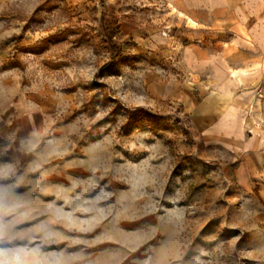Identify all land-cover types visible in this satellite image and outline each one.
I'll list each match as a JSON object with an SVG mask.
<instances>
[{
    "label": "rangeland",
    "instance_id": "obj_1",
    "mask_svg": "<svg viewBox=\"0 0 264 264\" xmlns=\"http://www.w3.org/2000/svg\"><path fill=\"white\" fill-rule=\"evenodd\" d=\"M169 11L0 0V264H264L238 157L185 110L205 72Z\"/></svg>",
    "mask_w": 264,
    "mask_h": 264
},
{
    "label": "crops",
    "instance_id": "obj_2",
    "mask_svg": "<svg viewBox=\"0 0 264 264\" xmlns=\"http://www.w3.org/2000/svg\"><path fill=\"white\" fill-rule=\"evenodd\" d=\"M166 1L170 39L189 40L205 72L185 110L206 147L238 157L236 181L264 216V0Z\"/></svg>",
    "mask_w": 264,
    "mask_h": 264
},
{
    "label": "bare ground",
    "instance_id": "obj_3",
    "mask_svg": "<svg viewBox=\"0 0 264 264\" xmlns=\"http://www.w3.org/2000/svg\"><path fill=\"white\" fill-rule=\"evenodd\" d=\"M33 208H35V207H33ZM33 208L31 209V210H33ZM26 209H28V208H26ZM36 209V208H35ZM31 210H27V211H29V213H30V211ZM5 212V211H4ZM4 212H2V217L4 216ZM42 210H34V211H31V213L30 214H28V217H26L27 219H28V223L30 224V220H36V218L38 217V216H42L43 214H42ZM25 218V219H26ZM26 219V220H27ZM24 222H26V221H24ZM23 224V223H22ZM26 224V223H25ZM50 225V224H49ZM52 226H55L54 224H51ZM26 235V234H25ZM24 237V235H19V236H17L16 237V239L14 240V243L16 242V241H18V240H20L21 238H23ZM28 237V236H27ZM13 239H14V237H13ZM24 239H26V238H24ZM23 239V240H24ZM1 240V239H0ZM12 241V240H11ZM21 241V240H20ZM2 242V241H1ZM12 243H13V241H12ZM16 244V243H15ZM7 257V256H6Z\"/></svg>",
    "mask_w": 264,
    "mask_h": 264
},
{
    "label": "trees",
    "instance_id": "obj_4",
    "mask_svg": "<svg viewBox=\"0 0 264 264\" xmlns=\"http://www.w3.org/2000/svg\"><path fill=\"white\" fill-rule=\"evenodd\" d=\"M109 39H110V38H109ZM110 42H111V39H110ZM114 49H115V47L112 46V47H111V50L114 51ZM115 52H116V54H118V51H117V50H115Z\"/></svg>",
    "mask_w": 264,
    "mask_h": 264
}]
</instances>
